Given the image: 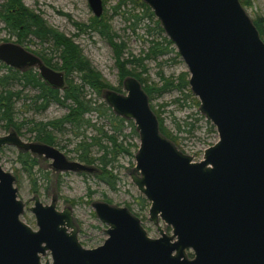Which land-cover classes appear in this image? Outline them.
I'll list each match as a JSON object with an SVG mask.
<instances>
[{
	"label": "water",
	"instance_id": "obj_1",
	"mask_svg": "<svg viewBox=\"0 0 264 264\" xmlns=\"http://www.w3.org/2000/svg\"><path fill=\"white\" fill-rule=\"evenodd\" d=\"M144 1L186 62L190 88L219 140L195 161L161 132L140 80L126 77L127 93L108 89L104 97L136 126L131 178L150 201L159 236H150L127 206L95 201L108 237L86 248L72 206L59 210L56 198L44 204L38 195L30 207L34 229L21 218L16 176L0 164V264H264V39L240 0ZM88 2L96 17L104 13L103 0ZM0 60L15 69L37 67L54 88L66 85L64 71L21 44L0 43ZM3 146L51 159L57 171L95 170L15 130L0 136ZM48 252L52 261L43 263Z\"/></svg>",
	"mask_w": 264,
	"mask_h": 264
},
{
	"label": "rangeland",
	"instance_id": "obj_2",
	"mask_svg": "<svg viewBox=\"0 0 264 264\" xmlns=\"http://www.w3.org/2000/svg\"><path fill=\"white\" fill-rule=\"evenodd\" d=\"M3 1L4 0H0V2ZM23 1L27 6L40 12L50 25L66 33L68 36L73 37L83 49L84 54L102 73L104 78L113 86L120 88L121 93H127L123 82L121 83L114 51L108 41L98 32L91 31L81 33L75 25L76 22L84 24H89L91 22V17L94 13L88 0ZM117 2L118 0H107L106 8L108 15L113 13L112 7H114ZM245 9L252 19L258 14H264V0H253V6L245 7ZM111 24L113 29L128 43L127 58H130L131 54L137 57L144 56L153 41L161 42V48H166V46H168L167 42L163 39L164 36H167L166 33H161L156 28L153 20L148 17H144L140 20L134 29L129 27V21L121 14L113 17L111 19ZM4 25L5 23L0 19V43H18L25 48L28 47L27 49L32 52L42 50L44 46H47V44L42 45L39 39L34 36L29 37L34 41L25 40L23 43H20L17 41V35L4 29ZM51 51L50 49H46L48 54H50ZM177 53H179L178 49L176 45L173 44L169 49H166L164 53L159 54L157 57L146 59L145 64L147 66V73L144 74V76H147L151 81L160 83L162 82L161 73L165 76H174L177 78L181 72L188 71L186 62L183 60L182 56H177ZM57 59L58 58H55V60ZM2 64L5 63L0 60V76L8 71ZM134 65L135 64H130V67ZM35 68L38 70L37 67ZM141 69L142 68L138 66V71ZM3 88L4 86L0 84V92ZM8 88L16 91L22 89L23 86L14 82L11 83ZM189 89L192 95L186 96V92L188 93ZM36 93L37 90L30 87L24 89V96H21L20 99H17L15 102V120L20 121L29 119L34 122H46L60 118L69 111L67 107L57 103L50 104L46 110L38 109L36 104L32 101ZM104 93L105 92L99 95L89 88L87 89V97L92 98L96 103L106 102ZM197 101H199V99L194 95L190 86L183 89L174 88L162 95H155L154 100H152V102L150 101V104L152 103L155 108L159 109L162 113L166 126L177 136L178 145L174 143L183 152L193 156L195 161L201 160L204 155V150L219 140L216 127L206 118L205 114L200 111V104L198 105ZM87 117L91 119L92 123L96 124L95 127H84L81 133L76 134L71 125L68 124L63 131H56L58 145L55 146L70 160L80 161L78 158L79 152L75 150L77 144L81 140L90 141L92 137L100 136L98 128L112 133L111 124L104 114L98 115L97 112H92L88 114ZM6 124L7 120L3 111L0 110V136L6 135L12 131V128L8 129ZM23 131L25 132V135L22 136L23 139L27 141H36L35 133L28 131L27 126L24 127ZM130 132L131 127L128 125L125 128V133L130 134ZM102 138L103 143H106L107 138L104 136ZM128 140L137 143L139 148V134H133ZM122 141L123 137L120 135L119 142ZM3 147L5 149L3 152H0V164L5 170L14 174V168L21 166L17 162V155L20 150L14 146ZM61 147H63V149ZM138 148L132 147L131 155L125 153L117 155L116 159L112 162L114 172L119 178L116 188H112L107 181L99 176V174H101L100 171H96V173L86 171H57L51 167V159L33 154L37 158V162L33 168L32 177L37 182L38 190H35L33 179L25 170L21 171L22 178L20 184L15 182V186L18 188V198L25 203V209L21 218L34 229H38L36 216L30 209V207L34 205V196L38 195L44 204H50L53 198H56L57 209L63 210L66 206H72L73 216L79 228L78 237L80 242L86 248H94L103 244L108 237L106 233L108 225L101 222L97 217L93 202L106 201L118 206L130 205V208L127 207L140 217L149 235L158 237L159 232L157 226L149 220L150 201L147 200L131 178V172L136 164L135 154ZM91 150L92 154L95 156L101 154L98 144L93 145ZM90 191H92V193L89 196L88 194H90ZM143 198L146 199V203ZM68 199L76 200L77 202L76 204H71ZM46 259L52 261L49 252L42 257L43 263Z\"/></svg>",
	"mask_w": 264,
	"mask_h": 264
},
{
	"label": "trees",
	"instance_id": "obj_3",
	"mask_svg": "<svg viewBox=\"0 0 264 264\" xmlns=\"http://www.w3.org/2000/svg\"><path fill=\"white\" fill-rule=\"evenodd\" d=\"M244 7H252L253 0H240ZM104 2V13L100 17L93 15L89 24L76 22L77 29L81 32H98L111 45L116 65L119 69L121 83L128 76H135L140 80L143 88L149 95L150 101L154 100L155 95H162L174 88L183 89L189 85L190 73L188 71L181 72L178 77L165 76L161 73L162 82L151 81L144 74L147 73V66L145 60L150 57H157L164 53L174 44L167 36H164V41L167 42L166 48H161L162 44L159 41H153L148 51L144 56L137 57L131 54L130 58L126 57L128 43L124 40L112 27L111 19L116 15L121 14L129 21V27L132 29L144 17H148L155 23L156 28L164 33V29L151 7L144 0H118L117 4L112 7L113 13L107 14L106 2ZM124 7V8H123ZM0 19L5 23L4 29L17 35V41L23 43L25 40L34 41L30 36L39 39L44 46L42 50L34 51L43 61L60 71L65 72L66 85L64 88H54L47 84L40 76L39 71L34 66L27 67L24 70L15 69L6 64H2L7 68V72L0 76V84L4 88L0 92V110L7 120L6 127L12 128L20 136H24V127L27 130L35 133V140L38 142L48 143L51 145H58L56 131H63L66 125H71L76 134L81 133L84 127L96 126L87 117L92 112H97L98 115L104 114L111 124L112 133L98 128L100 136L92 137L90 141L81 140L75 150L79 152L78 158L81 162L95 167L93 173L100 171L99 176L107 181L112 188H116L118 175L114 172L112 162L117 155L121 153L132 154V147L138 148V144L129 141V137L138 135L136 127L132 120L126 119L117 115L113 109L106 103H96L92 98L87 97V89L99 95L108 89L121 91L120 88L113 86L107 81L102 73L92 64L90 59L84 54L81 46L74 40L73 37L60 31L54 26L50 25L40 12L27 6L23 0H4L0 2ZM255 25L260 31L261 37L264 39V14H258L253 18ZM28 48V47H26ZM46 49L52 50L50 54ZM55 55V56H54ZM177 56H180L177 53ZM55 58H58L55 60ZM130 64H135L130 67ZM137 65V66H136ZM138 66L142 69L138 71ZM17 82L23 86L20 90H12L8 88L11 83ZM30 87L37 90L32 100L38 109L46 110L50 104L57 103L67 107L69 111L62 117L56 118L46 122H34L29 119L15 120V102L24 96V89ZM189 89L186 96H191ZM199 105L200 102L197 101ZM152 108L158 116L160 122L161 132L170 140L178 145V138L166 126L165 119L159 109L151 103ZM131 127L130 134L125 133L127 126ZM123 137V141L119 142V136ZM107 138V142L103 143V138ZM95 144L100 146L101 154L95 156L92 154L91 147ZM63 149V147H61ZM5 148L1 147L0 152ZM17 162L20 167L14 168L16 182L20 184L22 174L25 170L29 176H33V168L36 165L37 158L29 151L20 150L17 155ZM34 188L37 191V182L32 177ZM92 191H90L89 196ZM146 203V199L143 198ZM71 204H76V200L68 199ZM130 208V205H127ZM168 232L171 231L169 226L166 227ZM190 257L193 256L189 252Z\"/></svg>",
	"mask_w": 264,
	"mask_h": 264
}]
</instances>
